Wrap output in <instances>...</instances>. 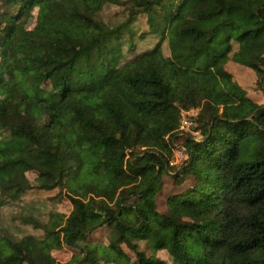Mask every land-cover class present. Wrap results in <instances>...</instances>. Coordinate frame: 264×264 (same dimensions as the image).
Returning <instances> with one entry per match:
<instances>
[{
	"label": "trees",
	"instance_id": "trees-1",
	"mask_svg": "<svg viewBox=\"0 0 264 264\" xmlns=\"http://www.w3.org/2000/svg\"><path fill=\"white\" fill-rule=\"evenodd\" d=\"M38 2L71 28L24 26ZM110 5L120 19L103 17ZM142 14L159 37L125 58ZM0 16V264H53L42 249L76 246L74 236L83 245L54 264H104L88 238L102 228L129 264H264V100L224 67L252 69L264 94V0H0ZM190 109L191 134L180 133ZM169 143L186 152L176 169ZM168 171L191 183L154 214ZM55 187L68 191L67 215L21 216L39 236L6 229L9 200Z\"/></svg>",
	"mask_w": 264,
	"mask_h": 264
},
{
	"label": "rangeland",
	"instance_id": "rangeland-1",
	"mask_svg": "<svg viewBox=\"0 0 264 264\" xmlns=\"http://www.w3.org/2000/svg\"><path fill=\"white\" fill-rule=\"evenodd\" d=\"M45 4L48 5V3L44 2H38L33 5L28 14L21 20L22 24L28 28H31L37 21L42 20L49 32L52 33H58L63 28H71L64 27L63 23L61 24L52 21V19L47 14L48 6ZM179 7L180 5L178 4L176 9ZM102 15L106 20H117L122 17V11H120V8L117 5H110L104 8ZM131 29L133 31V44L131 46L123 44V53L125 58H129L136 52L150 47L155 39H158L159 37L158 33L154 34L148 32L145 16L143 14L132 23ZM163 40V42L167 44V39L164 38ZM233 48H235V45H233ZM165 50L168 51L167 45ZM5 63L6 56L4 54H0V69ZM224 67L231 74L232 85L236 89L258 103L263 102L264 94L258 83L260 78L259 74L250 68L235 63L231 59L227 61ZM5 74L6 72L2 75L0 74V76L6 78ZM22 77V74H19L17 78L21 80ZM191 130L192 129L190 128L188 131L182 132L191 134ZM169 150L170 154H167V159L169 163L172 164L176 169L180 166L181 161L186 158V155L182 157L181 152H177L180 150L179 145L175 146V144L169 143ZM171 173V171L162 173L154 184V202L150 201L152 204V212L154 214L157 212L162 213L165 210V199L167 196L179 192L181 189L185 188L187 185H189V183H191V181L187 180L185 183H182V185H176L171 178ZM28 177L36 183L41 181L40 178L36 177L34 174H28ZM66 194H68V191L64 187L27 190L20 196L18 201L9 200L10 202L8 201L6 207L3 208V211H1L3 225L16 237H19L24 233H31L39 236V231L30 229L31 227L28 224H21L19 222L20 217L30 214L39 218L40 220H45L47 217V212L51 210L67 215L71 209V205ZM88 238L92 242H100L104 247L99 253V263L129 264V261L127 262L120 254H117L115 251L109 250L107 248L109 239L106 228H102L99 231L93 232ZM74 242L76 243V246L63 244L59 249L43 248L42 253L49 263L54 264L55 262H66L72 253L78 251V246L83 245V242L77 236H74ZM140 247L148 251L142 242L140 243Z\"/></svg>",
	"mask_w": 264,
	"mask_h": 264
},
{
	"label": "built area",
	"instance_id": "built-area-1",
	"mask_svg": "<svg viewBox=\"0 0 264 264\" xmlns=\"http://www.w3.org/2000/svg\"><path fill=\"white\" fill-rule=\"evenodd\" d=\"M196 111H197L196 109L180 111V126H179L180 133L182 131H188L190 129V126L192 123L190 120V117H192L196 113ZM175 146H178V145H175ZM177 152H181L182 157L186 155V152L183 146H180V150Z\"/></svg>",
	"mask_w": 264,
	"mask_h": 264
}]
</instances>
